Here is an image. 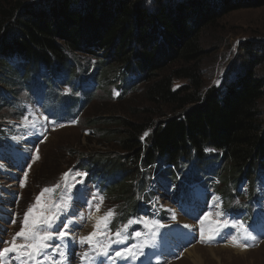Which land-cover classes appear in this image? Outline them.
I'll use <instances>...</instances> for the list:
<instances>
[{
	"label": "trees",
	"instance_id": "obj_1",
	"mask_svg": "<svg viewBox=\"0 0 264 264\" xmlns=\"http://www.w3.org/2000/svg\"><path fill=\"white\" fill-rule=\"evenodd\" d=\"M262 7L264 0H0V109L24 89L43 103L48 87L62 91L59 112L75 119L100 82L109 101L113 86L115 106L142 85L130 116L88 118L98 127L90 136L107 149L82 152L73 164L117 203L111 231L150 215L143 203L153 174L182 204L203 177L225 218L256 227L264 221V78L247 65L231 82L206 87L201 35L235 11ZM67 152L66 166L76 154Z\"/></svg>",
	"mask_w": 264,
	"mask_h": 264
},
{
	"label": "rangeland",
	"instance_id": "obj_2",
	"mask_svg": "<svg viewBox=\"0 0 264 264\" xmlns=\"http://www.w3.org/2000/svg\"><path fill=\"white\" fill-rule=\"evenodd\" d=\"M201 45L206 52V56L202 60L206 87L222 86L226 80L231 82L232 79L242 73V69H245L247 65H254L256 75L264 78V7L243 9L225 16L215 29L203 32ZM258 46H263L261 52ZM254 49L258 50L257 55ZM180 82H175L173 88L176 89ZM112 87H108V90L111 100L114 101ZM141 87L142 85L137 88L138 91L133 90L123 98L125 104L115 106L112 101L105 98L104 85L100 82L99 91L89 107L73 122H52L44 119L45 116L41 115V110L34 107L27 109L26 114L19 119L17 125L20 129L25 128L27 135L33 137L36 147L27 151L29 158L22 171L16 170V173L11 176V169H9V172L0 174V185L3 188L0 195L4 198L0 201V238L6 241L11 240L12 236L20 229V222L25 211L34 202L40 190L56 185L61 181L68 187L66 188L64 184L57 198L54 195L50 196L53 203H58L61 206L65 203L69 205L66 211H62L59 223L73 221L69 230L74 239H69L73 240L76 245L72 254L78 255V257L73 256L75 259L77 257L74 264H194L189 255L184 256L193 247V254L196 253L199 257L198 264H264V223L256 229H249L244 224L243 228L239 226L225 228L213 241H201L199 218L205 212H211L210 219L212 221L222 219L217 217L216 213L219 210L216 203L210 201V194L207 191L200 193L206 196V204L192 209V204L189 206L175 205L171 194L156 190L151 202L152 208L153 203H155V208L151 211L153 215L159 214L162 210L167 211L166 220L148 217V227L140 223L142 225L140 232L144 235L139 239L130 238L124 244H113L108 256H98L95 252H91L90 256L94 259L81 260L80 254L87 251L89 246L87 244L81 245L79 237L87 236L92 232L97 218L107 212L108 209H113L112 205L117 203L113 201L111 204L109 200H103L100 212H95L94 204L99 201H93L95 195L91 192L90 187L79 189V196L74 197L72 195L74 187L68 184L72 182L71 175L63 180L61 179L62 174L66 173L68 171L66 169L69 167L70 170L74 169L73 164L77 162L78 155L82 152H104L107 149L95 143L97 137L94 139L92 135V137L90 136L91 130L98 127H89L88 118L94 113H97L99 118L112 115L130 116L132 110H137L139 103H141L138 98L141 94ZM22 96L21 90L17 97ZM259 109L264 120V98L259 103ZM14 111V109L2 105L0 127L15 128L17 118ZM31 146L33 147V145ZM68 150H72L76 154L71 163L66 166L65 163L70 159L67 156ZM25 174H27L26 178ZM80 179L79 177L78 181ZM154 188H156L155 185ZM48 198L49 196L46 194V199ZM72 200L76 208L72 207ZM90 201L93 203L91 208L89 207ZM200 202L202 201L200 200ZM90 213L91 218H89ZM173 213L175 219L172 218ZM13 218L16 219L15 224L11 223ZM228 220L238 222L232 218ZM153 221L157 223L153 224ZM184 225L191 227L186 228ZM215 227V223L204 222L205 239L209 229ZM245 229L247 233H245ZM245 234H250L254 239L244 240ZM233 236H237L249 246L246 248L234 246L231 243ZM54 240L57 241L58 239ZM141 243L144 244V247L135 259L124 260L114 255L116 250L127 245H139ZM63 245L68 247L69 244L66 242ZM2 246L4 245H0V247ZM236 249H240L243 254L240 255ZM51 255H53L54 260L59 258L53 252Z\"/></svg>",
	"mask_w": 264,
	"mask_h": 264
},
{
	"label": "snow or ice",
	"instance_id": "obj_3",
	"mask_svg": "<svg viewBox=\"0 0 264 264\" xmlns=\"http://www.w3.org/2000/svg\"><path fill=\"white\" fill-rule=\"evenodd\" d=\"M67 91L68 90H66V94ZM44 119L47 120L48 117L45 116ZM25 120H27V117H25ZM34 126L35 125L33 124V127ZM147 135L148 133L145 132L144 136ZM141 139H143V137ZM70 175H73L71 170L69 172L63 173L61 179L66 180ZM26 176L27 174H25V178ZM75 176L80 177L81 179L79 182L83 183L87 173L76 172ZM60 187L61 185L57 183L51 187H45L41 189L36 195L34 202L29 205L25 211L23 219L20 222L21 226L19 231H17L12 236L11 240L6 241L0 238V245H4L3 247H0V264H4L5 258H8L9 260L14 259L15 261H19L20 264H66V245L61 247L60 244L53 245L50 243L54 239L61 241V244H63L66 239H74V237L71 236V232L69 230L73 221L69 220L62 224L59 223L62 211H66L69 205L65 203L63 206H61L58 203H53L50 196V194L55 193V191ZM65 187H68L67 184H65ZM72 187H75V185H72ZM46 194H49L48 199H46ZM103 199L104 198L102 196L93 197V201H99L98 203L94 204L95 212H100ZM89 207H93V203L91 201L89 202ZM217 207H219V205H217ZM115 215L116 213L114 209H108L107 212L103 213L102 216L97 218L96 223L93 225L92 232H90L87 236L79 237V242L81 245L87 244L89 246L87 251L80 254L82 261L94 259V257L90 256L91 252H95L98 256H108L113 244H124L128 239H130V237L125 233H127L128 228L133 223H143L145 227H148L149 224V218L147 216L138 217L135 219H129L127 224L122 225L115 232H112L110 225ZM216 215L217 217H223L224 212L218 211ZM211 216V212H205L199 218V223L201 225V241H213L216 236L220 235L221 231L225 228H235L237 226L240 228L244 227L241 222H230L228 219H218L212 221L210 219ZM81 218L83 217L81 216ZM89 218H91V213L89 214ZM172 218H176L174 213ZM205 221L216 224L215 228L209 229L206 239L205 230L203 228ZM11 223L15 224L16 219L13 218ZM155 223L157 222L153 221V224ZM184 227L188 228L191 226L184 225ZM244 231L247 233L246 229ZM142 235H144V233L136 231L132 233L131 238L139 239ZM248 239H254V237H251L250 234H245L244 240ZM231 243L234 246L244 248L249 246L248 244H244L237 236L232 237ZM143 247V243L139 245H127L124 248L116 250L114 255L115 257L124 260L135 259ZM49 249L59 256L58 260L53 259V255L49 254L48 252Z\"/></svg>",
	"mask_w": 264,
	"mask_h": 264
},
{
	"label": "bare ground",
	"instance_id": "obj_4",
	"mask_svg": "<svg viewBox=\"0 0 264 264\" xmlns=\"http://www.w3.org/2000/svg\"><path fill=\"white\" fill-rule=\"evenodd\" d=\"M27 145H28V143H26ZM157 185H158V183H157ZM202 196H204V195H202ZM194 248V247H193ZM192 248V249H193ZM192 249H190L189 251H187L185 254H184V256L186 255H189V257H191L192 259H193V263L194 264H198L199 262V257L196 255V253L195 254H193V250ZM224 250H228V249H224ZM237 250V249H236ZM238 251V253L240 254V255H242L243 253H242V251L240 250V249H238L237 250Z\"/></svg>",
	"mask_w": 264,
	"mask_h": 264
}]
</instances>
